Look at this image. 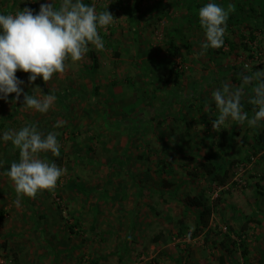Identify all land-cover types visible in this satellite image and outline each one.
Instances as JSON below:
<instances>
[{
    "label": "rangeland",
    "instance_id": "obj_1",
    "mask_svg": "<svg viewBox=\"0 0 264 264\" xmlns=\"http://www.w3.org/2000/svg\"><path fill=\"white\" fill-rule=\"evenodd\" d=\"M207 2L85 0L97 11L107 6L115 18L98 29L104 47L89 45L98 67L90 72L88 50L79 60L67 58L64 71L47 82L37 77L28 84V73L16 72L25 91L38 86L57 99L40 113L9 94L8 102L0 100V131L33 123L54 132L59 153L38 155L64 173L55 187L20 195L17 206L7 168L19 152L0 141V264H264V148L253 154L252 145L264 122L227 121L221 130L233 134L230 148L217 145L221 130L211 126L218 115L211 90L223 81L238 83L234 77L245 65L264 66V0H216L231 4L229 14L240 22L225 30L221 47L201 49L197 11ZM25 6L39 7L0 0L3 12ZM252 21L259 24L253 34ZM65 90L67 96L58 95ZM249 96L250 90L245 111L254 107ZM205 155L225 167L234 161L236 180L218 194L200 171ZM199 193L221 201L214 232L191 239L197 208L186 207L184 198Z\"/></svg>",
    "mask_w": 264,
    "mask_h": 264
},
{
    "label": "clouds",
    "instance_id": "obj_2",
    "mask_svg": "<svg viewBox=\"0 0 264 264\" xmlns=\"http://www.w3.org/2000/svg\"><path fill=\"white\" fill-rule=\"evenodd\" d=\"M38 3L33 9L25 6L9 12L0 11V100L21 101V105L40 113H46L57 99L55 92L46 94L40 87H33L31 93L25 91L26 82L16 75L28 73L27 83L37 77L49 81L54 73H61L65 60H79L89 50L104 47L98 29L110 25L115 19L107 10L97 11L85 0H30ZM228 8L208 0L198 8L199 24L204 32L201 49L219 48L224 44ZM39 88L42 95L37 96ZM250 90L247 99L254 105L251 111L244 110L242 100ZM211 98L218 111L212 120L213 130H221L227 121L244 123L264 122V66L255 70L247 65L239 72V82L223 81L211 90ZM62 122L58 121L56 126ZM0 141L11 142L18 149L19 159L7 168V175L13 181L19 196H34L39 190L55 187L64 173L54 161L41 158L39 153L58 154L59 142L54 132L43 133L36 124L26 123L18 129L0 131Z\"/></svg>",
    "mask_w": 264,
    "mask_h": 264
},
{
    "label": "trees",
    "instance_id": "obj_3",
    "mask_svg": "<svg viewBox=\"0 0 264 264\" xmlns=\"http://www.w3.org/2000/svg\"><path fill=\"white\" fill-rule=\"evenodd\" d=\"M162 14L164 15L165 13L162 12ZM259 14H260V22L264 21V10H261L259 12ZM159 18H160V16H159ZM239 22H240V20H238V18H235L233 13H230L228 18H227V21H226V30L231 31V26L238 24ZM252 22L254 24L251 25V34H253L254 30H257L259 28V24L257 22H254V21H252ZM178 34H179L180 40L185 44V46L190 48L191 44H189L187 42V40L185 39V35L183 33H178ZM228 41H229V39H228ZM89 53H90V56L92 59V66H91V71H90L92 73L98 67L99 62H98V56H97L94 49L90 48ZM234 78H236L235 80L237 82H239V76H236ZM68 92H69L68 90H65V91L59 92L58 95L67 96ZM237 131H239V130L237 129ZM219 135H220V137L216 140L217 145L219 147L230 148L232 143H233V141H232V138H233L232 135L233 134H228V131L226 129H223L220 131ZM242 136L243 137L241 140L245 144L247 137L245 135H242ZM253 138H254V140H253L254 143H252V145H254L253 154H255L259 149L264 148V127L261 129L260 132L255 133ZM57 160L61 161V157L58 156ZM233 162L234 161H231L229 166L225 167L222 165V163L213 160V158L211 156L205 155L200 160L199 167H200L201 173L206 175L208 178H210V181L216 187V186H222L224 184L231 182L232 178L230 175V166L233 164ZM185 170L191 174H196L195 170H192V171L190 169H185ZM164 184L170 185L171 182L170 181H164ZM220 201H221L220 197L217 199H214V200H209L205 197L204 193L188 194L185 196V198H184L185 206L188 208H192V207L197 208V213L194 215L195 216L194 217V227L190 230V232H188L189 237L191 239L197 238L204 233L207 236L208 232L210 234H212V232H214V230H213L214 227L211 225V221L213 219V214L216 211V208H218L217 206H218ZM247 222H249V220L248 221L246 220V222L244 223V225H243L244 229L247 226ZM229 227L231 229L233 228L230 225H229ZM181 230L184 232L183 229H181ZM160 236H161L160 234L156 235L154 237V240L159 239ZM220 242L222 244L223 249H225L228 252H231L232 249L229 247V243L227 241L221 240ZM2 245L5 246L6 243H3ZM220 259H221V261H223L224 256L221 255ZM94 264H97V262H95Z\"/></svg>",
    "mask_w": 264,
    "mask_h": 264
},
{
    "label": "built area",
    "instance_id": "obj_4",
    "mask_svg": "<svg viewBox=\"0 0 264 264\" xmlns=\"http://www.w3.org/2000/svg\"><path fill=\"white\" fill-rule=\"evenodd\" d=\"M252 158H254V157L252 156ZM234 180H236V179L235 178L234 179L232 178V180H231L230 183L224 184L222 186H216L215 187V191H216L215 193L218 194L217 191H220V190L225 189V188H229L231 186L230 184H232Z\"/></svg>",
    "mask_w": 264,
    "mask_h": 264
},
{
    "label": "crops",
    "instance_id": "obj_5",
    "mask_svg": "<svg viewBox=\"0 0 264 264\" xmlns=\"http://www.w3.org/2000/svg\"><path fill=\"white\" fill-rule=\"evenodd\" d=\"M213 220V219H212ZM211 225H212V221H211Z\"/></svg>",
    "mask_w": 264,
    "mask_h": 264
}]
</instances>
